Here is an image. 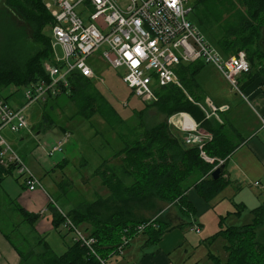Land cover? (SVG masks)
Wrapping results in <instances>:
<instances>
[{
    "label": "trees",
    "instance_id": "obj_1",
    "mask_svg": "<svg viewBox=\"0 0 264 264\" xmlns=\"http://www.w3.org/2000/svg\"><path fill=\"white\" fill-rule=\"evenodd\" d=\"M226 1L225 5L234 7L237 12V22L229 26L220 24L224 0H195L194 7L201 5L205 20L210 19L219 26L215 44L225 55L240 50L247 53L251 65L250 73L246 74L245 84H248L259 76L264 78V0ZM0 2L5 8L19 14L32 28V39L22 28L14 30L12 24H8L5 29V39L0 47L1 93L4 88L21 87L46 76L44 61L52 60L53 57L49 29L53 19L46 7L47 0ZM204 66L202 61L181 64L177 71L183 89L176 85L165 86L158 91V102L143 103L145 106L140 110L143 113L149 107L157 106L167 117L178 111L190 113L212 134V139L205 142L203 149L186 143L185 134L170 125L167 117L152 125L142 121L140 128L143 130L140 133L137 127L136 130L135 127L129 128L127 134L121 128L116 134L121 145L110 157L103 158L89 175L100 179L101 185L108 189L109 196L97 195L95 199H89L82 195L81 198H75L70 196V192L77 188H73L74 183L70 179L64 178L58 184L61 196L57 200L65 196L71 208L61 212L57 206L49 203L56 229L63 225L66 217H70L77 225L87 224L84 229L97 238L98 253L108 260L113 252L117 254L123 237L133 240L145 234L144 246H149L159 243L166 232L184 225L172 223L163 216L152 219L137 215L139 208H155V202L161 200L177 205L183 215L192 218L197 214V208L189 197L191 189L209 201L230 183L225 177L226 171L214 179L211 170L220 159H224L226 164L238 143L223 130L224 124L218 119L204 120L203 111L190 99H204L198 78ZM71 83L72 90L67 95L76 106L71 119L78 117L89 121L99 115L111 128H119L126 123L106 94L96 87L95 81L75 73ZM240 87L243 90V85ZM50 101L44 104L45 107ZM55 109L54 105L49 106V110ZM43 125L49 128L55 125L46 111L43 113ZM66 127L75 129L74 126H61L63 131H66ZM110 143L108 141L107 146ZM202 150L215 161L205 160ZM58 166L63 169L65 161ZM12 170L0 165V180ZM16 207L24 220L34 226L39 214L31 213L18 204ZM253 213V222L243 226L221 227L211 236L212 239L223 236L228 242L225 246L227 260L222 261L220 256L209 252L212 264H264V241L258 239V230L264 225V206L256 207ZM192 223L191 220L189 224ZM141 224H144V229L139 232ZM4 233L19 252L23 264H99L95 255L88 253L87 248L76 241L70 243L66 251L56 253L41 237L40 243L45 250L35 253L20 248L10 232L4 230Z\"/></svg>",
    "mask_w": 264,
    "mask_h": 264
},
{
    "label": "built area",
    "instance_id": "obj_2",
    "mask_svg": "<svg viewBox=\"0 0 264 264\" xmlns=\"http://www.w3.org/2000/svg\"><path fill=\"white\" fill-rule=\"evenodd\" d=\"M194 1L47 0L46 7L53 19L49 28L53 57L44 61L45 77L21 86L26 103L12 106L0 93V165L5 169L13 168L28 190L44 188L40 176L12 147L3 132L5 129L14 133L29 131L25 110L33 104H45L70 93L71 77L75 73L96 80L99 76L90 64V58L98 51L99 57L114 69L124 68L123 81L132 94L146 104L158 102V91L165 86L176 85L183 89L177 71L179 66L198 61L215 66L232 89L242 93L240 79L251 71L247 53L240 50L225 55L213 44L203 30L188 19V14L194 11ZM59 46L63 50L61 58L56 55ZM190 99L203 111L204 120H220V112L229 108L228 105H216L209 96H204L203 100ZM123 105L128 106V101ZM260 119L264 125V113L260 114ZM167 122L185 134L186 143L198 145L201 149L206 140L212 139L211 133L201 132L200 122L188 112H175ZM70 137L71 134L66 132L63 138L49 147L47 154L63 153ZM201 154L205 160L215 161L204 150ZM224 161L220 159L211 173ZM253 185L264 189L259 180ZM63 225L73 234L74 241L95 255L99 264H108L107 259L98 253L95 236L75 224L70 217H66ZM192 225V231L200 232L197 221ZM143 229L144 224L139 225V232ZM131 241L132 238L123 237L117 254H121Z\"/></svg>",
    "mask_w": 264,
    "mask_h": 264
},
{
    "label": "rangeland",
    "instance_id": "obj_3",
    "mask_svg": "<svg viewBox=\"0 0 264 264\" xmlns=\"http://www.w3.org/2000/svg\"><path fill=\"white\" fill-rule=\"evenodd\" d=\"M224 1L225 3L221 6L223 15L220 24L222 26H229L237 22V12L234 7L225 5L227 1ZM202 8L201 5H198L197 7L195 6L194 11L188 14V19L197 24L210 41L215 44L219 33V26L211 22L210 19L205 20L202 15ZM86 17L87 16L85 15L84 18L86 19ZM201 19L203 20L202 22ZM8 24H12L15 28L14 30L17 29V31L22 28L21 30H24L28 38L32 39V28L30 25L26 23L19 14L15 12L13 13V11L5 8L0 2V47L3 45L5 29ZM56 55L59 58L63 57V50L60 46L56 48ZM99 56L100 52L98 51L92 58H90V64L95 67L99 76L96 80L93 79V81H95L96 87L106 94L112 105L124 118L126 121L124 125L119 126V128L118 126L117 128H111L99 115L89 121H85L83 118L77 119L78 117L73 120V118L71 119L70 117L75 114L76 106L69 99L67 94H62L56 99V101H50L53 102V105L56 107L54 111L49 110L50 104L48 103L46 107L41 103L33 104L25 110L29 120V131L14 133L9 129H5L3 132L12 147L24 158L29 156V159L33 162L35 158L33 151L37 146L44 145L48 147L52 141L57 142L63 138L66 135V132L61 129V126H74L76 130H67V132L71 134V137L66 145V149L63 153H58L57 155L59 157L56 158V163L58 162V164H61L64 161L69 163L65 166V169L59 168L55 176L58 181H62L65 178L70 179L69 181L74 183L73 188L75 189L76 187L77 189L71 191L70 196L75 198H81L82 195L87 196L89 199H95L97 195L103 197L109 196L108 189L101 185L100 179L89 175L93 172L95 167L101 164L103 158L110 157L121 145V142L117 139L116 135L121 128L127 134L129 128L131 129L135 127L134 129L136 130L137 127V131L140 133L143 130L140 128L142 121H145L146 124L152 125L167 117L157 106L149 107L147 111L141 113L140 110L144 108L145 105L139 98L132 94L131 89L123 81L122 78L125 74L124 68L119 67L114 69ZM198 78L201 90H203L202 92H207V94L210 89L208 88L206 81L210 83L216 80L225 91L232 89L219 72L215 70L213 66L208 64L205 65ZM23 92L24 90L21 87L16 86H10L1 90V94L8 97L9 102L15 107L26 103V98ZM125 101H128V106L123 105V102ZM44 111H46L55 121V125L50 128L45 127L44 125L42 126ZM168 118L169 117H167V120ZM199 129L201 132H208L205 128L202 130L201 125ZM223 130L227 133L229 132L225 125H223ZM22 136L25 137V140L20 139ZM132 137L133 136H131V138ZM108 141L111 142L113 146H111V143L107 146ZM40 169L42 170V173H44L43 168ZM15 175L16 172H14V176L9 175L6 177L4 186L14 189V185L18 183ZM262 185L264 187L263 182ZM54 196L56 197V194H54ZM190 196L193 197V195ZM65 198L66 197L64 196L61 201L58 200L60 206L59 210L61 212L65 210L68 211L71 208L68 200ZM209 202H213L214 204L220 202V204L216 209L211 208L209 213L201 207L200 212L197 213L196 216H202L201 219L206 223V236L203 237V232L202 234L197 235V237L202 238L193 241V244L186 243L177 248L174 252L177 261L184 264H212L213 260L209 256V252L212 251L220 256L222 261H226L228 258V253L225 249V246L228 243L227 240L223 236H218L215 239H212L210 236L221 227L243 226L253 222L254 214L251 211L255 207L264 205V189L261 190L260 188H256L255 190H252L249 186L243 185V187L238 190L232 185L231 187L226 186L220 193L210 199ZM155 204V208L149 206H147V208H139L137 210V215L142 214L146 218L152 219L158 216H163L172 223H180L181 220L187 221L188 216L183 215L177 205L161 200L155 202ZM238 204H243L242 210H240ZM220 221L221 224H219ZM3 227L7 232L11 233L10 235L12 239L16 241L23 250L28 252L33 251L35 253L45 250L44 246L40 243L41 238L36 237L35 232L29 230L28 226L21 230V233L17 232V230H13V225L10 226L9 224L8 226L4 225ZM80 227L85 230L84 228L87 227V224L84 223ZM258 239L264 241V226L258 230ZM47 240L46 241L56 253H62L66 247L65 245L69 244L71 236L63 237L60 231H54ZM145 241V234L136 236L121 254L110 256L107 260L108 264H140L144 255L143 249H145Z\"/></svg>",
    "mask_w": 264,
    "mask_h": 264
},
{
    "label": "crops",
    "instance_id": "obj_4",
    "mask_svg": "<svg viewBox=\"0 0 264 264\" xmlns=\"http://www.w3.org/2000/svg\"><path fill=\"white\" fill-rule=\"evenodd\" d=\"M213 67L219 72L226 83L230 85L221 72L215 66ZM246 80V75H243L240 79V83L243 85L242 93L236 92L233 89L225 91L216 80L210 83L206 81L210 89L208 94L207 92H202L203 90L201 89L200 93L202 92L203 96H209L218 106L228 105L229 107L227 110L220 112L219 122L225 125L229 131V136L235 143H238V146L228 156L227 163L225 164V177L230 180V183L226 186L231 187L232 185L239 190L243 185H247L250 189L255 190L259 187L253 185L254 181L259 180L264 183V125L260 119V114L264 113V78L259 76L249 81L248 84H245ZM52 101H56V99H52ZM48 104L51 106L53 102H49ZM66 128L64 132L70 129L69 127ZM20 139L25 140V137L22 136ZM53 143L54 141L48 147L44 145L37 146L33 151L35 155L33 162L29 159V156L24 158L21 155L34 172L40 176L44 183V188L32 191L28 190L21 183L19 175L13 168L12 172L0 180V264H23L19 252L4 233V225H13V230H17L19 233L28 226L29 230L35 232L36 237H43L46 240L54 231H60L63 237L71 236L69 244L74 242L73 234L68 232L64 225H61L58 229L54 227L53 213L49 208V203H53L59 208V201L57 199L61 196L60 192H58L60 181L55 176L57 170L60 168L58 162L56 163V158L59 156L57 154L53 156L47 154V150ZM68 163L65 161V166ZM65 166L63 169H65ZM40 168H43L44 173H42ZM14 172H16L15 178L18 183L14 185V189H10L4 186V181L9 175L14 176ZM54 194H56V197ZM190 195H193V197ZM189 197L196 206L197 213L200 212L201 207L209 213L211 208L216 209L220 204V202L214 204L213 202H209L210 200H205L194 189L189 191ZM17 204L31 213L39 214V218L34 226L24 220L17 210ZM238 205L240 210H242L243 204ZM251 212L253 213V209ZM196 216L197 214L192 218L188 217L187 221L181 220L180 223H176L184 225L166 232L159 243L144 246V255L140 264H184L177 261L174 255L176 249L186 243L193 244V241L202 238L197 237V235L203 232V237L207 234V225L201 219L202 216ZM191 220L197 221L201 227L200 232L191 230L192 225L189 224ZM69 244L65 245L64 251L67 250Z\"/></svg>",
    "mask_w": 264,
    "mask_h": 264
},
{
    "label": "water",
    "instance_id": "obj_5",
    "mask_svg": "<svg viewBox=\"0 0 264 264\" xmlns=\"http://www.w3.org/2000/svg\"><path fill=\"white\" fill-rule=\"evenodd\" d=\"M225 171V163L220 164L219 166H217L211 173L212 177L214 179L219 178L220 176H222L224 174Z\"/></svg>",
    "mask_w": 264,
    "mask_h": 264
},
{
    "label": "bare ground",
    "instance_id": "obj_6",
    "mask_svg": "<svg viewBox=\"0 0 264 264\" xmlns=\"http://www.w3.org/2000/svg\"><path fill=\"white\" fill-rule=\"evenodd\" d=\"M183 122V121H182ZM185 123L190 124L189 121H185Z\"/></svg>",
    "mask_w": 264,
    "mask_h": 264
}]
</instances>
